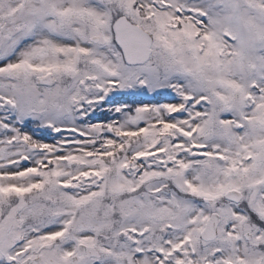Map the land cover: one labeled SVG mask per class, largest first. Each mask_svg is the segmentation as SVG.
I'll list each match as a JSON object with an SVG mask.
<instances>
[{
    "label": "snow or ice",
    "instance_id": "6c2138e0",
    "mask_svg": "<svg viewBox=\"0 0 264 264\" xmlns=\"http://www.w3.org/2000/svg\"><path fill=\"white\" fill-rule=\"evenodd\" d=\"M0 264H264V0H0Z\"/></svg>",
    "mask_w": 264,
    "mask_h": 264
}]
</instances>
